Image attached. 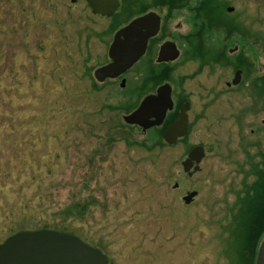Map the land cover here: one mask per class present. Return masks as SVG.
Listing matches in <instances>:
<instances>
[{
	"label": "rangeland",
	"instance_id": "1",
	"mask_svg": "<svg viewBox=\"0 0 264 264\" xmlns=\"http://www.w3.org/2000/svg\"><path fill=\"white\" fill-rule=\"evenodd\" d=\"M225 1L236 11L244 4ZM165 3L172 26L195 15ZM90 15L85 0H0V244L48 227L100 248L110 264H250L233 236L243 179L234 159L264 153V127L200 119L189 140L150 157L131 144L149 132L113 108L118 89L89 88L116 25ZM197 144L211 150L190 177L181 162ZM192 190L199 194L186 204Z\"/></svg>",
	"mask_w": 264,
	"mask_h": 264
},
{
	"label": "flooded vegetation",
	"instance_id": "2",
	"mask_svg": "<svg viewBox=\"0 0 264 264\" xmlns=\"http://www.w3.org/2000/svg\"><path fill=\"white\" fill-rule=\"evenodd\" d=\"M166 1L170 0H119V8L112 16L94 14L87 2L91 19L102 17L116 21L105 58L95 68L89 88L93 91L117 88L122 102L113 108L124 110L125 121V116L136 111L144 99L157 95L163 85H170L173 107L167 110L161 125L144 130L138 124L125 121L144 134L149 132L148 137L161 135L166 144L164 133L178 118L183 105L187 107L188 127L177 143L191 138L196 121L200 119L210 124L264 127V0H244L239 11L225 0H218V5L217 0H203L199 7L187 4L189 0H175L176 11L186 7L195 15L185 14V20L179 19L174 26L171 23L174 15L169 10L172 7L167 6ZM197 8L210 10L209 19L203 26H199L197 11L194 10ZM148 13H156L160 17V28L149 37L145 54L121 75L98 80L96 70L112 62L109 49L116 32ZM187 24L190 29L185 30ZM166 47L169 48L164 56L162 51ZM173 52H177L174 59H160L161 56L172 58ZM83 75L90 76L87 70ZM198 104H201L199 110ZM257 129L252 128V133ZM203 146L207 155L208 148ZM205 158L200 164L201 170Z\"/></svg>",
	"mask_w": 264,
	"mask_h": 264
},
{
	"label": "water",
	"instance_id": "3",
	"mask_svg": "<svg viewBox=\"0 0 264 264\" xmlns=\"http://www.w3.org/2000/svg\"><path fill=\"white\" fill-rule=\"evenodd\" d=\"M76 2L77 0H71ZM94 14L112 16L119 8V0H87ZM160 28V17L156 13H148L116 32L109 49L112 62L95 72L98 80L106 77H117L130 69L145 54L149 37L155 35ZM162 51L166 55L167 49ZM171 54L174 59L177 52ZM169 56V55H168ZM171 86L166 84L159 88L157 95L149 96L142 101L140 107L125 116V121L138 124L144 130L161 125L168 109L173 107ZM150 111H153L150 113ZM155 117L154 120L151 118ZM187 107L182 106L178 118L170 124L165 133V141L175 145L187 132ZM206 156L203 145H195L187 157L181 162L183 171L189 176L201 171V162ZM175 187L179 186L176 182ZM198 190L189 191L183 196L186 204H191L198 196ZM0 264H110L107 255L81 237L60 230L37 229L22 230L8 236L0 244ZM256 264H264V240L258 251Z\"/></svg>",
	"mask_w": 264,
	"mask_h": 264
},
{
	"label": "trees",
	"instance_id": "4",
	"mask_svg": "<svg viewBox=\"0 0 264 264\" xmlns=\"http://www.w3.org/2000/svg\"><path fill=\"white\" fill-rule=\"evenodd\" d=\"M216 5H218V0ZM201 14L204 15L201 20V26H203L209 19V8H202ZM131 144L141 146L150 157H152V154L156 156V154L160 153V150L170 146L164 142L161 135L150 136L144 139L143 142L136 141ZM210 150L208 148V151ZM243 152L245 154L243 158L236 157L234 159L235 164L238 166V172L243 174V179L240 189L236 192V201L233 205V236L238 238L239 255L250 257V264H256L258 251L264 240V153L253 154L245 150ZM79 206L81 210L85 211L84 205ZM40 229L53 228L43 227ZM60 231L69 232L66 229H61ZM249 242H253L252 247ZM248 248H250L249 251L251 250L249 256L243 253Z\"/></svg>",
	"mask_w": 264,
	"mask_h": 264
}]
</instances>
